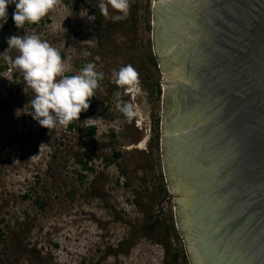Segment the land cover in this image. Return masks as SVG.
Instances as JSON below:
<instances>
[{
  "label": "rangeland",
  "instance_id": "rangeland-1",
  "mask_svg": "<svg viewBox=\"0 0 264 264\" xmlns=\"http://www.w3.org/2000/svg\"><path fill=\"white\" fill-rule=\"evenodd\" d=\"M99 3L58 0L21 28L10 5L0 29V264H190L162 164L152 1L129 0L126 14L109 6L107 17ZM32 34L60 52L64 75L88 63L104 74L89 109L67 126L49 130L32 118L35 93L6 59L19 55L9 37ZM124 65L137 71L143 97L115 83ZM117 92L142 110L131 123L116 107Z\"/></svg>",
  "mask_w": 264,
  "mask_h": 264
},
{
  "label": "water",
  "instance_id": "water-1",
  "mask_svg": "<svg viewBox=\"0 0 264 264\" xmlns=\"http://www.w3.org/2000/svg\"><path fill=\"white\" fill-rule=\"evenodd\" d=\"M161 155L190 264H264V0H151Z\"/></svg>",
  "mask_w": 264,
  "mask_h": 264
},
{
  "label": "clouds",
  "instance_id": "clouds-1",
  "mask_svg": "<svg viewBox=\"0 0 264 264\" xmlns=\"http://www.w3.org/2000/svg\"><path fill=\"white\" fill-rule=\"evenodd\" d=\"M57 3L58 0H0V29L8 22L10 5L15 6L11 14L14 25L21 28L26 22L38 23ZM109 6L120 14H126L129 0H107V3L100 0L98 7L106 17ZM88 18L92 20L91 17ZM121 18V15L111 17L114 22ZM7 44L17 49L19 55L6 59L23 73L24 81L35 93L31 100L32 118L49 130L57 125L67 126L73 120H79L81 112L89 109L90 98L103 79V72L96 71L95 65L88 63L79 74L64 75L67 69L60 52L35 34L11 36L7 39ZM113 75L115 83L123 86L133 97L145 95L140 86L139 75L131 65L122 66ZM116 107L129 123L142 114L139 104L122 101L119 92L116 93Z\"/></svg>",
  "mask_w": 264,
  "mask_h": 264
},
{
  "label": "trees",
  "instance_id": "trees-1",
  "mask_svg": "<svg viewBox=\"0 0 264 264\" xmlns=\"http://www.w3.org/2000/svg\"><path fill=\"white\" fill-rule=\"evenodd\" d=\"M96 25H97V28H96V32H97V35L100 37L101 36V33H102V29L104 28H102V24H101V22H100V20H96ZM156 224V221H153V223L152 224H150L149 225V227H152V226H154ZM135 235V233H132L131 235H130V240H131V242L132 243H130L129 245L130 246H132V244H133V241H134V239H133V236ZM133 239V240H132Z\"/></svg>",
  "mask_w": 264,
  "mask_h": 264
}]
</instances>
